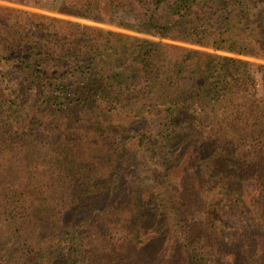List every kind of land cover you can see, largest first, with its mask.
Segmentation results:
<instances>
[{"label":"trees","instance_id":"obj_1","mask_svg":"<svg viewBox=\"0 0 264 264\" xmlns=\"http://www.w3.org/2000/svg\"><path fill=\"white\" fill-rule=\"evenodd\" d=\"M14 1L0 264H264V0Z\"/></svg>","mask_w":264,"mask_h":264},{"label":"rangeland","instance_id":"obj_2","mask_svg":"<svg viewBox=\"0 0 264 264\" xmlns=\"http://www.w3.org/2000/svg\"><path fill=\"white\" fill-rule=\"evenodd\" d=\"M0 8L14 9V10L27 12V13H31V14H38V15H50V16H54V17H58V18H62V19H68V20H72V21H79V22H82V23L95 25V26H99V27H104L106 29H111V30H116V31H121L122 32V30L116 29L114 27L101 25V24H97V23H93V22H90V21L81 20V19H77V18H71V17L65 16V15L63 16V15L56 14V13H51V12H48V11H45V10H42V9H39V8H35V7H32V6H29L26 3L17 2V1H14V0H0ZM21 26H24L25 28H28V24L17 25V27H19V28ZM123 32H125V31H123ZM128 33L129 34H133V33H130V32H128ZM139 36L141 38L152 39V40H156V41L158 40L157 38H152V37H149V36H146V35H139ZM164 42L165 43H170V44H177V45L184 46V47H189V48H197V47H194V46H190V45H187V44L176 43V42L169 41V40H165ZM0 43H1V40H0ZM248 60H250V61H252L254 63H257L258 65H263L264 66V60H258V59H248ZM4 71H5L4 69H1L0 73L3 74ZM13 77H15V76H13ZM257 78H258V88L260 90V94H264V78H263V75H262L261 72H258ZM217 213L219 214V210H217ZM223 214H224V212H223ZM149 255L150 256H148V255L147 256L150 257V258H154L152 253H150ZM158 256H159V254H158ZM163 256H165V255H163ZM155 258H157V257L155 256Z\"/></svg>","mask_w":264,"mask_h":264}]
</instances>
